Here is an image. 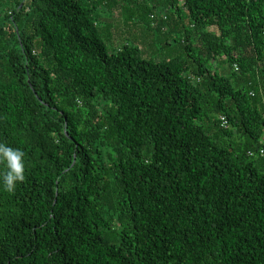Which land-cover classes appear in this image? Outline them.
<instances>
[{"label": "trees", "instance_id": "16d2710c", "mask_svg": "<svg viewBox=\"0 0 264 264\" xmlns=\"http://www.w3.org/2000/svg\"><path fill=\"white\" fill-rule=\"evenodd\" d=\"M99 1L0 0V264H264V0H104L181 34L160 61Z\"/></svg>", "mask_w": 264, "mask_h": 264}, {"label": "rangeland", "instance_id": "374dc122", "mask_svg": "<svg viewBox=\"0 0 264 264\" xmlns=\"http://www.w3.org/2000/svg\"><path fill=\"white\" fill-rule=\"evenodd\" d=\"M143 2L152 5V0H143ZM98 5L100 8L98 27L101 37L111 51L131 43L140 47L143 57L155 61L174 58L179 55L185 56L183 44L175 40V38L180 39L181 37L178 32L174 33L173 37H167L164 31L155 35L145 22L128 21L123 3L113 7L106 5L105 1L101 0ZM132 6L135 5L132 4L130 7ZM111 7L113 8L111 9ZM162 16H164V12L158 10L157 18L151 20L152 27L156 26ZM212 30L216 31V28L213 27ZM169 39L170 44H168ZM210 131L213 134L216 130L210 127Z\"/></svg>", "mask_w": 264, "mask_h": 264}, {"label": "clouds", "instance_id": "9594fccd", "mask_svg": "<svg viewBox=\"0 0 264 264\" xmlns=\"http://www.w3.org/2000/svg\"><path fill=\"white\" fill-rule=\"evenodd\" d=\"M0 166L4 167L0 172V187L15 193L18 186L27 180L28 161L23 148L0 140Z\"/></svg>", "mask_w": 264, "mask_h": 264}, {"label": "built area", "instance_id": "2783aa9c", "mask_svg": "<svg viewBox=\"0 0 264 264\" xmlns=\"http://www.w3.org/2000/svg\"><path fill=\"white\" fill-rule=\"evenodd\" d=\"M235 68H236V70L239 69L238 64H235ZM221 121H222L221 124H222L223 127L227 128L229 126V120H228V118L226 116H222L221 117ZM259 152H260V154L264 155V147L261 148L259 150ZM249 154L252 156V155H254V152L251 150V151H249Z\"/></svg>", "mask_w": 264, "mask_h": 264}]
</instances>
